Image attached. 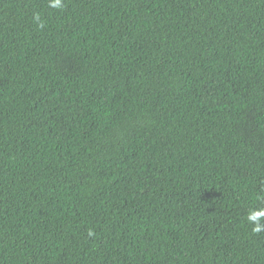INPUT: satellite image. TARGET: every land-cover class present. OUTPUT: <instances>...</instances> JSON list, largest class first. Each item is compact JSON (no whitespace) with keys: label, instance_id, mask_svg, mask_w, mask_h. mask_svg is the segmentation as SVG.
Listing matches in <instances>:
<instances>
[{"label":"trees","instance_id":"16d2710c","mask_svg":"<svg viewBox=\"0 0 264 264\" xmlns=\"http://www.w3.org/2000/svg\"><path fill=\"white\" fill-rule=\"evenodd\" d=\"M253 209L264 0H0V264H264Z\"/></svg>","mask_w":264,"mask_h":264},{"label":"clouds","instance_id":"9594fccd","mask_svg":"<svg viewBox=\"0 0 264 264\" xmlns=\"http://www.w3.org/2000/svg\"><path fill=\"white\" fill-rule=\"evenodd\" d=\"M49 6L52 8H62L63 7V0H49ZM36 19H39V16L36 17ZM264 218V210H250L246 219L249 224H255L256 226L253 228L254 232H260L262 228H264V225H261L259 223L260 219ZM93 233L90 231L89 235L91 236Z\"/></svg>","mask_w":264,"mask_h":264}]
</instances>
